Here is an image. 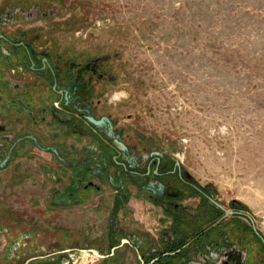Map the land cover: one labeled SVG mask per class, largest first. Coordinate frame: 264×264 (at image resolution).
Listing matches in <instances>:
<instances>
[{
  "label": "rangeland",
  "instance_id": "374dc122",
  "mask_svg": "<svg viewBox=\"0 0 264 264\" xmlns=\"http://www.w3.org/2000/svg\"><path fill=\"white\" fill-rule=\"evenodd\" d=\"M59 1L57 14L38 19L39 24L70 23L56 32L115 54L133 99L127 110L132 117L122 123L169 148L196 185L209 187L214 199L236 213H228L229 221L251 228V220L264 238V0ZM77 7L81 10L72 13ZM34 166L43 172L36 161ZM26 189L31 186L23 185L13 200L18 215H1L0 221L28 244L4 257L8 245L1 235L0 264L49 259L52 252L72 247L71 230L87 232L94 243L100 230L115 223L109 220L115 211L110 190L102 205L84 207L73 224L66 209L44 211L47 204L38 194L31 207ZM120 204L124 233L148 235L156 247L153 255L161 254V230L170 219L135 196ZM137 255L120 246L106 264H141ZM173 257L171 264H182Z\"/></svg>",
  "mask_w": 264,
  "mask_h": 264
},
{
  "label": "flooded vegetation",
  "instance_id": "af4514ba",
  "mask_svg": "<svg viewBox=\"0 0 264 264\" xmlns=\"http://www.w3.org/2000/svg\"><path fill=\"white\" fill-rule=\"evenodd\" d=\"M59 4L0 0V216L18 215L13 200L23 185L33 187L32 162L38 155L43 158L37 166L45 176L50 174L51 158L72 169L65 188L48 193L51 205L100 206L110 190L115 211L109 220L115 223L100 230L94 243L87 232L71 230V248L25 264H106L124 245L137 251L141 264H171L173 256L182 264H264V238L250 219L251 228L229 221V212L209 187L196 185L176 154L122 123L132 117L127 110L133 99L127 75L114 64L115 54L95 51L88 43L56 32L70 23L48 24L50 28L39 24L38 19L57 14ZM80 10L73 8L72 13ZM90 116L105 117L103 127ZM36 186L44 197L45 184ZM132 196L148 201L170 219L161 230L164 250L157 256L148 235L141 238L122 230L120 203ZM7 225L0 221V239L4 234L3 245H8L4 257L28 244V239L13 237ZM251 232L252 239L246 236ZM147 248L142 256L140 251Z\"/></svg>",
  "mask_w": 264,
  "mask_h": 264
},
{
  "label": "crops",
  "instance_id": "0c3cea01",
  "mask_svg": "<svg viewBox=\"0 0 264 264\" xmlns=\"http://www.w3.org/2000/svg\"><path fill=\"white\" fill-rule=\"evenodd\" d=\"M35 157L37 158V160H35V158H33V160L38 161V155H36ZM45 160H49V156H47L45 158ZM32 164H33V166H32L31 171H32V174L34 177V181H32L33 187H31V193L33 194L32 195L33 196V199H32L33 202L37 198L35 195L41 193V191L38 189V187L36 185L43 182L45 184L47 193L46 192H45L46 194L44 193V197L41 195L40 196L43 197L44 203L47 204V205L44 204L45 208H48L49 211H52L54 209H55V211H57L58 208L66 209L65 214H66L67 220L69 221V223L74 224L76 222V219L79 216V213L84 209L85 206L79 205V206H75V207H59L54 203H52V205H51L52 200H51V198H48V193H50L54 190L60 191L61 189L65 188V185H67L69 183L68 175L72 169L69 168L67 170V167H65V165L58 162L55 158H51L49 160V163L47 162V164H49L50 174L45 176L44 174H42V172H41V174L38 173L39 171L36 173L37 170L35 169L34 162H32ZM34 204H35V202H34ZM35 206H36V204L34 206H31V207H35ZM43 213H45V212H43ZM43 213L41 212V214H43ZM32 214H35V213H32Z\"/></svg>",
  "mask_w": 264,
  "mask_h": 264
},
{
  "label": "water",
  "instance_id": "95a60500",
  "mask_svg": "<svg viewBox=\"0 0 264 264\" xmlns=\"http://www.w3.org/2000/svg\"><path fill=\"white\" fill-rule=\"evenodd\" d=\"M89 119L98 127V128H102L103 127V125H102V121H103V119L105 120L106 118L105 117H102V119L101 120H95L93 117H89ZM109 123V122H108ZM109 125H110V123H109ZM111 127H112V125H110ZM122 146V145H121ZM123 148H124V146H123ZM122 150H125V149H122ZM229 213H232V211H228Z\"/></svg>",
  "mask_w": 264,
  "mask_h": 264
}]
</instances>
